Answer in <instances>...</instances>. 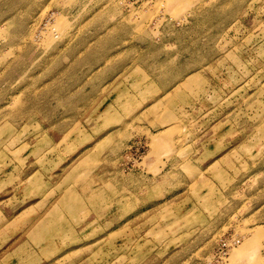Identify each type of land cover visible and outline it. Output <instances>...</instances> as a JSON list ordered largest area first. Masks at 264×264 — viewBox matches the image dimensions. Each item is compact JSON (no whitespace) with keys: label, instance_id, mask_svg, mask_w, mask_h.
Segmentation results:
<instances>
[{"label":"rangeland","instance_id":"rangeland-1","mask_svg":"<svg viewBox=\"0 0 264 264\" xmlns=\"http://www.w3.org/2000/svg\"><path fill=\"white\" fill-rule=\"evenodd\" d=\"M5 250L264 264V0H0Z\"/></svg>","mask_w":264,"mask_h":264},{"label":"built area","instance_id":"built-area-1","mask_svg":"<svg viewBox=\"0 0 264 264\" xmlns=\"http://www.w3.org/2000/svg\"><path fill=\"white\" fill-rule=\"evenodd\" d=\"M127 1L130 2L131 4H139V3L152 4L156 0H127ZM236 244L237 241L236 239L233 238L222 240L218 247L217 254L219 256H225L232 247L236 246Z\"/></svg>","mask_w":264,"mask_h":264},{"label":"bare ground","instance_id":"bare-ground-1","mask_svg":"<svg viewBox=\"0 0 264 264\" xmlns=\"http://www.w3.org/2000/svg\"><path fill=\"white\" fill-rule=\"evenodd\" d=\"M161 117L165 120H168L164 116H161ZM151 140H152L151 142H152L153 150H155L156 148H159L160 146L162 147L166 146L164 145V141H163V137L161 136V133L151 136ZM240 254H241V251H238L237 253H235V257L241 258ZM244 263H247V260ZM256 264H261V262H257Z\"/></svg>","mask_w":264,"mask_h":264},{"label":"crops","instance_id":"crops-1","mask_svg":"<svg viewBox=\"0 0 264 264\" xmlns=\"http://www.w3.org/2000/svg\"><path fill=\"white\" fill-rule=\"evenodd\" d=\"M27 235V234H26ZM8 251V255H5V258H4V253L5 252H7ZM44 252V251H43ZM47 253H49V246H48V252H45V254H47ZM10 257V250H5V251H3L2 253H1V255H0V264H2V262L1 261H3V258L4 259H7V258H9ZM40 261L42 262V260L40 259ZM5 262V261H4ZM41 262H39V263H41Z\"/></svg>","mask_w":264,"mask_h":264}]
</instances>
